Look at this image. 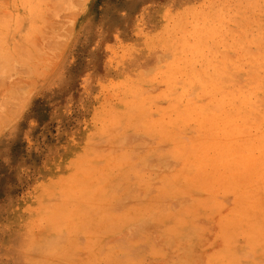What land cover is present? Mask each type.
<instances>
[{
    "label": "rangeland",
    "instance_id": "obj_1",
    "mask_svg": "<svg viewBox=\"0 0 264 264\" xmlns=\"http://www.w3.org/2000/svg\"><path fill=\"white\" fill-rule=\"evenodd\" d=\"M0 58V264H264V0H0Z\"/></svg>",
    "mask_w": 264,
    "mask_h": 264
},
{
    "label": "bare ground",
    "instance_id": "obj_2",
    "mask_svg": "<svg viewBox=\"0 0 264 264\" xmlns=\"http://www.w3.org/2000/svg\"><path fill=\"white\" fill-rule=\"evenodd\" d=\"M8 56H9V55H8ZM5 58H6V57H5ZM5 58H4V60H5ZM0 61H1V58H0ZM8 62H9V61H8ZM4 63H6V62H4ZM4 65H5V64H4ZM6 65H7V64H6ZM6 65H5V66H6ZM5 68H6V67H5Z\"/></svg>",
    "mask_w": 264,
    "mask_h": 264
}]
</instances>
